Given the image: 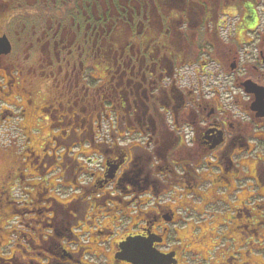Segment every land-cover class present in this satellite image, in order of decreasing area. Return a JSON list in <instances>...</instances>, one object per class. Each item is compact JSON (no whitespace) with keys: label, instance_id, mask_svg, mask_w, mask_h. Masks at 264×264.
<instances>
[{"label":"flooded vegetation","instance_id":"1","mask_svg":"<svg viewBox=\"0 0 264 264\" xmlns=\"http://www.w3.org/2000/svg\"><path fill=\"white\" fill-rule=\"evenodd\" d=\"M0 137L23 264H264V0H0Z\"/></svg>","mask_w":264,"mask_h":264},{"label":"rangeland","instance_id":"2","mask_svg":"<svg viewBox=\"0 0 264 264\" xmlns=\"http://www.w3.org/2000/svg\"><path fill=\"white\" fill-rule=\"evenodd\" d=\"M7 146H8V144H6V142L4 140H2V138L0 137V186H2L1 181L3 180L4 175L6 174L5 170H6V168H8L9 163L11 161V157L13 156V154L15 152V148H16V145L15 146L12 145L11 149L8 148ZM6 149H7V151H4ZM4 181H5L4 186L7 189V194L5 193L4 189H3L4 191L0 189V200H5V202H6V206L2 207V208H4V211L1 214L2 216L0 215V247H1V245H3L2 246V248H3L2 252L0 250V258L6 259V260H9V259L11 260V261H7V262L2 263V264H23V263H25V260L27 258L31 257L32 255L29 254L28 251L24 250L26 239L22 238V236H20V238H19L18 232L14 231V229H16L17 231L23 230L27 233H29V231H26L24 229V226L19 225L16 222V218H13V217H14V214L17 211H19V208H23L25 206L22 203V201H24V199H23V196L22 197L20 196L18 191L11 190V188H13V186H14V184H13V186L11 185V183H12L11 181H9L8 179H4ZM49 193L53 194L52 192H49ZM22 195H23V193H22ZM47 196H48V193H47ZM15 202L16 203L18 202V203L16 204ZM0 203H1V201H0ZM2 208L0 206V210H2ZM24 217H26V218H24ZM24 217L23 218L19 217V218H17V220L18 221L24 220L27 224L28 223L27 219L30 217V215H25ZM34 217H35V215H34ZM206 220L209 221L210 219L206 218ZM71 223H73V222H71ZM198 224L205 226V223H198ZM4 226H6V227H4ZM195 226H197V224H195V222L192 221L189 223V226H187L184 230H182L180 232V236L182 239H184V242L186 245L189 244V242L193 240V238H192L193 236H191V235H192V231L194 232ZM203 229L205 230L206 228H203ZM182 233L184 235H182ZM207 233H208V230L204 233L205 234L204 238H205L206 242L208 240V234ZM17 237L19 238V240L15 239ZM22 239H23V241H21ZM16 243H17V245L18 244L22 245V246H20V249H18L19 247L18 248L13 247L16 245ZM200 248H202V247H200ZM202 249L205 250L206 248L203 247ZM21 250H22V253H24V255L21 254ZM25 254H27V255H25ZM20 255H21V257H20ZM85 258L87 259V262H89V260H90V261L94 262L95 264H99V263H96L95 259H92L90 257L87 258V255H85L83 260ZM0 264H1V260H0Z\"/></svg>","mask_w":264,"mask_h":264},{"label":"water","instance_id":"3","mask_svg":"<svg viewBox=\"0 0 264 264\" xmlns=\"http://www.w3.org/2000/svg\"><path fill=\"white\" fill-rule=\"evenodd\" d=\"M118 258L131 264H168L169 257L152 249L145 239H127L121 246Z\"/></svg>","mask_w":264,"mask_h":264}]
</instances>
